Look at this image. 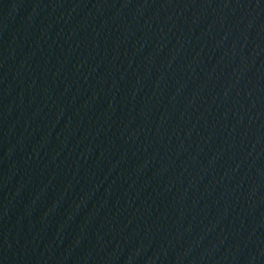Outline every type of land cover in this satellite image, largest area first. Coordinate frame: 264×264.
<instances>
[{
  "label": "water",
  "instance_id": "1",
  "mask_svg": "<svg viewBox=\"0 0 264 264\" xmlns=\"http://www.w3.org/2000/svg\"><path fill=\"white\" fill-rule=\"evenodd\" d=\"M0 264H264V0H0Z\"/></svg>",
  "mask_w": 264,
  "mask_h": 264
}]
</instances>
